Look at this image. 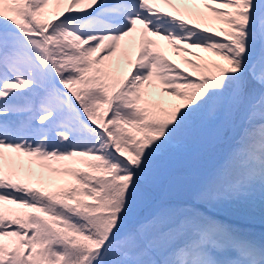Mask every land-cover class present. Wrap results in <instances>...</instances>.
Here are the masks:
<instances>
[{
    "label": "snow or ice",
    "instance_id": "6c2138e0",
    "mask_svg": "<svg viewBox=\"0 0 264 264\" xmlns=\"http://www.w3.org/2000/svg\"><path fill=\"white\" fill-rule=\"evenodd\" d=\"M230 211L264 219V0H0V264H264Z\"/></svg>",
    "mask_w": 264,
    "mask_h": 264
},
{
    "label": "trees",
    "instance_id": "16d2710c",
    "mask_svg": "<svg viewBox=\"0 0 264 264\" xmlns=\"http://www.w3.org/2000/svg\"><path fill=\"white\" fill-rule=\"evenodd\" d=\"M55 5L50 6V11L55 10ZM229 215V219L237 224L239 227L245 230H251L257 234L264 233V219H261L258 215L255 217L249 216L247 214L230 211L226 213ZM254 222V224H251Z\"/></svg>",
    "mask_w": 264,
    "mask_h": 264
},
{
    "label": "rangeland",
    "instance_id": "374dc122",
    "mask_svg": "<svg viewBox=\"0 0 264 264\" xmlns=\"http://www.w3.org/2000/svg\"><path fill=\"white\" fill-rule=\"evenodd\" d=\"M168 54L170 55V58L176 59L177 62H179V56L172 55V52L168 51Z\"/></svg>",
    "mask_w": 264,
    "mask_h": 264
},
{
    "label": "bare ground",
    "instance_id": "6f19581e",
    "mask_svg": "<svg viewBox=\"0 0 264 264\" xmlns=\"http://www.w3.org/2000/svg\"><path fill=\"white\" fill-rule=\"evenodd\" d=\"M169 52H171V50L169 49Z\"/></svg>",
    "mask_w": 264,
    "mask_h": 264
}]
</instances>
